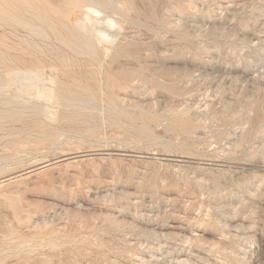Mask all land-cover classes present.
<instances>
[{"label": "rangeland", "instance_id": "obj_1", "mask_svg": "<svg viewBox=\"0 0 264 264\" xmlns=\"http://www.w3.org/2000/svg\"><path fill=\"white\" fill-rule=\"evenodd\" d=\"M0 264H264V0H0Z\"/></svg>", "mask_w": 264, "mask_h": 264}]
</instances>
